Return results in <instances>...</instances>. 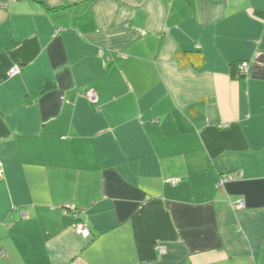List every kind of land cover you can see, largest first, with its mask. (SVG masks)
<instances>
[{
	"label": "crops",
	"instance_id": "0c3cea01",
	"mask_svg": "<svg viewBox=\"0 0 264 264\" xmlns=\"http://www.w3.org/2000/svg\"><path fill=\"white\" fill-rule=\"evenodd\" d=\"M4 1L0 264H264V0Z\"/></svg>",
	"mask_w": 264,
	"mask_h": 264
},
{
	"label": "built area",
	"instance_id": "2783aa9c",
	"mask_svg": "<svg viewBox=\"0 0 264 264\" xmlns=\"http://www.w3.org/2000/svg\"><path fill=\"white\" fill-rule=\"evenodd\" d=\"M4 0H0V6L4 5ZM246 68H247V64L246 63H242L240 65V69H241V73L246 72ZM21 68L18 66H13L10 68L9 70V74L12 75H17L20 73ZM84 98L90 103L92 104L96 109L98 108V97L96 95V93L92 90L87 91L84 94ZM221 127H223V125H221ZM241 179V174L237 173V172H230V173H226L223 174L221 176H219L218 181H217V186L221 187L224 184L228 183V182H233V181H238ZM179 182V180L174 179L170 181V184L172 186H174L175 184H177ZM243 207V203L240 201L238 203V208H242ZM73 232L77 235V236H82V237H89L90 236V231L87 227V225L85 224V222H83L79 216L78 213H74V224H73ZM159 252H162V250H159ZM2 255V253L0 252V256Z\"/></svg>",
	"mask_w": 264,
	"mask_h": 264
},
{
	"label": "trees",
	"instance_id": "16d2710c",
	"mask_svg": "<svg viewBox=\"0 0 264 264\" xmlns=\"http://www.w3.org/2000/svg\"><path fill=\"white\" fill-rule=\"evenodd\" d=\"M175 58L181 66L190 65L196 69L199 68L203 63L202 54L198 51H182V52L177 53L175 55ZM234 68H235V65H232V76L235 77V72L233 71Z\"/></svg>",
	"mask_w": 264,
	"mask_h": 264
}]
</instances>
